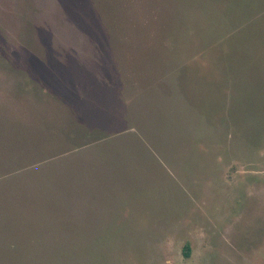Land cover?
<instances>
[{"label":"rangeland","instance_id":"obj_1","mask_svg":"<svg viewBox=\"0 0 264 264\" xmlns=\"http://www.w3.org/2000/svg\"><path fill=\"white\" fill-rule=\"evenodd\" d=\"M0 264H264V0H0Z\"/></svg>","mask_w":264,"mask_h":264},{"label":"trees","instance_id":"obj_2","mask_svg":"<svg viewBox=\"0 0 264 264\" xmlns=\"http://www.w3.org/2000/svg\"><path fill=\"white\" fill-rule=\"evenodd\" d=\"M185 254L186 255H189L190 254V246H189V244H186L185 245Z\"/></svg>","mask_w":264,"mask_h":264}]
</instances>
